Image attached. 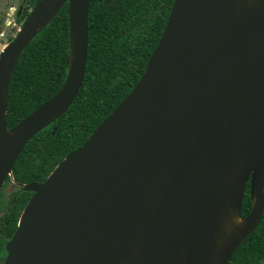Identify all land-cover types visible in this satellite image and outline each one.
<instances>
[{
    "label": "water",
    "instance_id": "water-1",
    "mask_svg": "<svg viewBox=\"0 0 264 264\" xmlns=\"http://www.w3.org/2000/svg\"><path fill=\"white\" fill-rule=\"evenodd\" d=\"M90 1L39 0L0 51V192L80 93ZM66 4L67 79L9 129L18 60ZM20 186L33 196L4 264H229L264 214V0H174L130 94L43 183ZM232 211L245 224L218 247Z\"/></svg>",
    "mask_w": 264,
    "mask_h": 264
},
{
    "label": "trees",
    "instance_id": "trees-1",
    "mask_svg": "<svg viewBox=\"0 0 264 264\" xmlns=\"http://www.w3.org/2000/svg\"><path fill=\"white\" fill-rule=\"evenodd\" d=\"M38 2L25 0L17 14L21 27ZM173 3L174 0L90 1L83 86L67 113L27 144L13 168L12 178L18 189L0 214V264H4L6 245L33 196L20 185L43 183L130 94L160 41ZM70 51L66 4L18 60L9 90L6 117L9 129L60 92L69 72ZM252 208L248 185L242 217L249 216ZM229 264H264V214L259 227L241 244Z\"/></svg>",
    "mask_w": 264,
    "mask_h": 264
},
{
    "label": "rangeland",
    "instance_id": "rangeland-1",
    "mask_svg": "<svg viewBox=\"0 0 264 264\" xmlns=\"http://www.w3.org/2000/svg\"><path fill=\"white\" fill-rule=\"evenodd\" d=\"M25 5V0H0V51L15 37L21 29L17 14ZM18 186L13 178L4 185L0 199V214H3Z\"/></svg>",
    "mask_w": 264,
    "mask_h": 264
},
{
    "label": "bare ground",
    "instance_id": "bare-ground-1",
    "mask_svg": "<svg viewBox=\"0 0 264 264\" xmlns=\"http://www.w3.org/2000/svg\"><path fill=\"white\" fill-rule=\"evenodd\" d=\"M250 4H254V0H249ZM245 221L242 220L235 211L228 213L221 225L220 235L217 236L216 245L221 247L229 240V237L234 234L238 228L244 226Z\"/></svg>",
    "mask_w": 264,
    "mask_h": 264
}]
</instances>
